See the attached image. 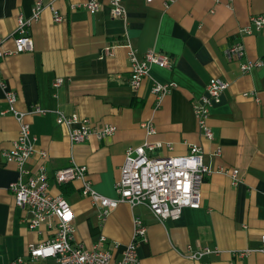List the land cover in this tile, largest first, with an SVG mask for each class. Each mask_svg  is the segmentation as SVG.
Listing matches in <instances>:
<instances>
[{"label":"crops","instance_id":"crops-1","mask_svg":"<svg viewBox=\"0 0 264 264\" xmlns=\"http://www.w3.org/2000/svg\"><path fill=\"white\" fill-rule=\"evenodd\" d=\"M41 1V13L33 19L35 0H0L5 52L0 77L16 93L18 110H48L26 117L36 137V154L27 168L35 172L42 165L50 192L71 205L75 239L92 248L104 236L116 261L132 239L133 218L139 217L146 227L137 246L141 264H264L259 251L264 234V66L249 72L240 68L264 58V28L250 21L252 15H264V0H123V19L110 15L108 0H99L104 7L93 14L84 7L88 0ZM55 11L60 22L53 19ZM18 16L27 22L32 51L14 52ZM127 43L138 59L148 50L171 55L172 70L151 66L149 76L132 90ZM236 43L244 46L241 59L227 55ZM57 78L61 83L55 87ZM211 78L228 86L209 110L208 140L198 129L192 105ZM153 81L174 86L156 98ZM8 107L0 86V264H58L29 257L30 244L53 237L54 218H49L51 227L30 229V213L15 204L9 186L18 178L17 166L3 152L11 147L18 124ZM58 113L88 118L95 129H116L100 140L90 135L71 143L69 130L76 125H58ZM143 144L153 145L146 149L152 157L186 154L191 145L202 148L210 173L201 185L199 208H184L178 219L160 222L144 206L120 203L101 219L99 206L82 194L80 181L57 185L52 178L56 169L82 165L93 189L114 198L126 150ZM187 245L209 253L186 258Z\"/></svg>","mask_w":264,"mask_h":264},{"label":"built area","instance_id":"built-area-1","mask_svg":"<svg viewBox=\"0 0 264 264\" xmlns=\"http://www.w3.org/2000/svg\"><path fill=\"white\" fill-rule=\"evenodd\" d=\"M147 3L153 0H145ZM110 15L114 18H124L126 10L123 0H108ZM85 9L93 14L104 7L99 0H88L84 3ZM42 10V1L35 0L33 7V19L39 17ZM55 22L63 18L56 11L53 17ZM251 23L256 29L264 28V15H252ZM17 35L14 38V52L21 53L33 50V40L28 35L26 24L21 16L17 18ZM3 38L0 36V58L5 55L2 48ZM127 56L130 62L129 85L132 90L140 87L144 78L149 76L151 66H157L166 70H172L174 58L163 52L148 50L138 59L136 50L128 43ZM110 51V49H108ZM110 53V52H109ZM229 58L241 59L244 56V46L236 43L227 50ZM264 66V58L254 61H246L240 65L243 72H249L255 67ZM61 79L57 78L53 86L57 87ZM0 86L4 89V98L9 107L6 110L18 124L17 135L11 147L3 152L7 161L16 163L18 178L10 184L15 204L26 209L31 217L28 219V227L37 229L41 224L52 226L49 218H54V235L51 239L28 246L30 259L52 258L58 264H141L137 254V246L145 237L146 227L139 217L133 218V234L131 241L124 248L121 257L113 261L112 254L105 248V237L100 236L92 248H86L82 242L74 237V213L66 199L50 192L48 174L41 165L37 171L32 172L27 168L30 159L36 154V137L30 134V123L26 120L28 115H44L48 112L38 106L31 107L28 111L16 108V93L7 89L0 77ZM174 86L173 82L153 81L151 93L156 98L167 94ZM227 82L219 78H211L205 87V92L194 102L192 107L198 129L206 139H211L212 132L207 124L209 110L213 104L220 101L221 93L227 88ZM58 125L75 127L69 130L71 143L86 141L90 135L98 140L111 136L115 127L105 125L101 129H95L91 120L79 118L76 115L65 116L58 113L56 118ZM148 132H153L151 124H143ZM153 145L143 144L135 148H128L124 161L120 167L119 179L115 183L116 197L111 198L96 192L91 183L86 179V167L72 164L53 171L52 178L57 185L80 181L81 191L84 196L99 206V215L103 219L111 209L120 203H127L130 207L144 206L158 221L176 220L181 216L184 208H199L201 205V185L205 176L210 173L208 166L203 162V150L198 145L189 146L186 154H168L162 157H152L146 149H152ZM170 149V148H169ZM40 158H45V152H39ZM237 170H232L235 179ZM259 251L264 254V234L260 238ZM209 253L208 248L193 250L187 245L183 254L189 259H199ZM21 262V259L17 260Z\"/></svg>","mask_w":264,"mask_h":264}]
</instances>
